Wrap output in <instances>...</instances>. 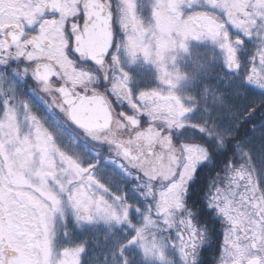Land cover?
<instances>
[{"label": "snow or ice", "instance_id": "6c2138e0", "mask_svg": "<svg viewBox=\"0 0 264 264\" xmlns=\"http://www.w3.org/2000/svg\"><path fill=\"white\" fill-rule=\"evenodd\" d=\"M113 7L129 54L135 58L142 52L155 63L161 82L170 89L181 78L166 67L170 50H187L189 40L211 39L224 51L227 67L239 70L237 49L243 40L233 39L229 25L245 36L261 37L246 79L264 90V0H154V22L147 26L137 15L136 0H116L115 6L112 0H0V70L16 62L17 77L30 75L44 92L59 93L63 103L58 107L67 119L86 138L109 144L127 161L128 166L108 163L119 169L121 182L126 177L135 180L136 191L153 202L131 243L143 241L145 254L163 262L162 248L149 245L145 238L146 230L162 221L176 228L186 264H195L205 233L192 213H180L186 210L188 184L209 151L197 142H173L171 131L188 126L184 117L192 110L172 91H142L143 106L138 107L129 76L122 73L111 83V92L135 115L121 112L119 117L107 96L97 91L101 80H111L106 57L116 47ZM77 58L97 67L92 71L78 67ZM112 59L118 63L116 56ZM52 77L62 85L55 86ZM18 97L11 79L0 76V264H85L86 243L59 250L54 244V220L64 216L66 206L78 222L101 220L133 228L131 214L141 210L129 202L122 183L120 190L117 183L113 187L116 171L110 170L108 183L102 182L96 163L99 154L87 141L65 149L59 143L65 136L60 122L54 120L55 130H50L33 114L31 103ZM141 115L152 122L147 129H140ZM190 126L214 135L200 124ZM121 129L132 135L119 139L116 133ZM241 156L243 163L225 165L226 187H215L208 197L209 207L217 209L225 223L218 264H264V179L251 154L242 150ZM123 247L118 249L121 255ZM123 264H128L126 257Z\"/></svg>", "mask_w": 264, "mask_h": 264}, {"label": "trees", "instance_id": "16d2710c", "mask_svg": "<svg viewBox=\"0 0 264 264\" xmlns=\"http://www.w3.org/2000/svg\"><path fill=\"white\" fill-rule=\"evenodd\" d=\"M194 52L197 53L196 50ZM247 53L242 60L243 63H248L250 60L252 52ZM202 54V59L196 61L201 64L200 66L210 60L205 65L206 70H212L210 73L213 75H230L223 71V62L219 54L208 51H203ZM211 60L214 61L216 69L215 65L211 64ZM184 70L191 76L196 75L197 72L196 69L192 71L190 68ZM194 97L200 103L195 104L197 111L191 119L192 124L234 134L232 139L226 141L225 147L220 143L219 136L209 135L191 126L172 132L176 144L197 142L206 146L209 151V158L198 167L194 180L188 186L185 211L192 213L194 222L206 232L207 241L200 247L195 264H218L223 252V235H217L216 231L220 229L224 234L225 226H212L213 222L210 221L218 213L215 208L209 207L208 197L210 193H214L215 187L222 188L227 185L225 165L235 167L244 162L241 156L242 150L251 154L253 162L260 169L261 178L264 179V90L255 89L254 86L247 84L245 79L241 82H226L224 79L211 77L195 88ZM252 108L256 111L250 112ZM118 112L133 115L128 108L118 109ZM141 120L143 127L148 125L146 116L141 117ZM84 143L80 139L79 145ZM88 147L99 154L96 163L100 167L115 160L109 147L93 144H88ZM82 158L84 163H88L86 157ZM108 179L109 177L106 181ZM119 181L117 184H123V192H128L130 187L137 184L133 180L126 183ZM77 239L87 245L85 264H123L124 249L123 255L118 251L120 246H124L123 248L127 246L123 239L121 241L117 237H108L100 230L94 229L79 233Z\"/></svg>", "mask_w": 264, "mask_h": 264}, {"label": "rangeland", "instance_id": "374dc122", "mask_svg": "<svg viewBox=\"0 0 264 264\" xmlns=\"http://www.w3.org/2000/svg\"><path fill=\"white\" fill-rule=\"evenodd\" d=\"M146 1H147L146 18L145 19L143 18L141 20L145 24V26L150 25L154 22L153 15H152V5L154 3V0H146ZM194 7L198 8L199 5L194 6ZM229 31L233 39H245L246 38V36L242 32L236 30L235 28H232L230 25H229ZM261 41H262V38L257 37L256 35H253L250 37L249 39L250 46L247 49V52H248L247 54H249V52H252V54H251L250 60H248L249 62L243 63L241 61L242 65H241L240 70L229 76L224 75V74L223 75H216V74L213 75L212 73H210L212 72V70L210 69L206 70L205 65L210 60L207 61L202 66H200L201 65L200 63L196 62L198 61V59H202L203 51H208L211 53L214 52L216 54H219L223 62V66L224 68H226L227 64L225 60V53L217 43L213 42L211 39H205V40H194L193 39V40L187 41L186 42L187 48H188L187 52L183 50H177L176 53H173V55L176 56L175 64L169 63L167 60L165 62L168 64L170 71H174L176 68H179L181 72L187 73L184 71V69L190 68L192 70L196 69L197 72H196V75H192V76L187 73L189 75V79L176 81L177 87H175L174 89H170L168 85L161 83V80H160L161 73L159 71V68L155 64L147 62L146 60L144 61L142 59L140 60L139 58H134V64L137 65L141 63L147 66L149 71H153L154 73L157 74V77H158L157 81H158L159 88L158 89L156 88L155 90H159L162 94L168 91H172L175 95L181 98V101L182 103H184L185 107L193 109L192 111L188 112L184 117L185 124L190 126L192 125L191 119L193 115L196 114L197 109L193 101L187 100L185 99V97H188V96L194 97L195 88L200 83H202L204 80L206 79L209 80L211 77H214V78L216 77L218 79H224L226 80V82H238V81L241 82L243 79L247 81L246 77L250 71V68L253 66V61H254L256 52L260 48ZM244 49L245 48H242V46L239 45L237 49V53L238 54L243 53ZM195 50L197 53L194 52ZM130 60L132 63V57H130ZM212 63L214 64V61L212 62L211 60V64ZM214 68L216 69V65L214 66ZM247 84L254 86V88L257 90H262L258 86L251 84L248 81H247ZM133 85H135L134 82L129 84V88L133 92V95H134V98H135V101L138 107L142 108L143 102L139 100V93L141 91L140 92L135 91ZM128 109L131 112H133V115H135L134 110L130 106L128 107ZM113 113L116 117H119L118 112H115L113 110ZM141 117H145V115H141L139 119ZM146 118H147L148 125L145 127L143 126L140 127L141 130L147 129L152 124V122L148 119L147 116ZM156 126L160 127L159 122H157ZM177 130L178 129H173L170 133L171 136L173 134L172 132L177 131ZM81 133L84 139L83 142L87 141V143L89 144L109 147L111 152L115 156V160L113 161H116L117 165L124 164L125 166H128L127 161L124 160L122 156H118L117 152L114 150L112 146L106 143H99L97 141H92L90 138H86L83 132ZM116 134H117V137L122 140H127L128 137L132 135V133L129 132L127 129L118 130ZM173 142H174V139H173ZM204 162L199 164L198 167L204 164ZM97 170L98 171L100 170L101 180L102 182H105V183H107L105 179L109 177L110 170H114L118 173V175L116 176L117 180H119V175H122L119 172V169L116 168V165L114 164H111L110 166L108 164H104L101 167L97 165ZM131 171L134 175H140V173H138L136 169H131ZM132 180L133 179L126 177L123 181L126 183ZM192 181L189 182L188 186L190 185ZM120 182L121 181H119V183ZM136 185H134L133 187H130L128 192H125L128 195L129 202L136 204L141 210L140 212L133 211L131 214L130 219H131L132 224L136 226L135 228L131 227L128 224L109 225V224H105L101 220H97L91 223L78 222L75 218V215L71 211L70 207L66 206L64 216L60 217L59 215H57V217L54 220V223H55L54 244H55L56 249L59 250L63 248H70V247H75L77 245L82 244L81 242H79V239H77L78 234L87 229H94V230H100L101 232L105 233L108 237H112V238L117 237V239L119 240L120 238L121 241L123 239L127 244V246L123 248L125 252L124 253L125 256H123V259L126 257L129 264H186V261L184 260L182 254L180 253L179 247H178L179 235L177 233L176 228H168L167 226L161 227V225L163 224L162 221L157 223L155 226L149 228L148 231L151 233L154 243L157 246L161 247L162 250L164 251L165 260L163 262L156 256L145 254L143 246H142L144 243L143 241H136L135 243H129L130 241H133L135 239L137 235V229L144 226L145 224L144 213L149 208V206L153 203L151 200H145L144 197L139 192L136 191ZM116 186H117V190H120L119 185L117 184ZM113 187H115V182H113ZM108 198L111 199V196H109ZM215 210L217 211V209ZM187 214H188L187 211H183L180 213L181 216H184ZM218 215L220 214L218 213ZM153 219H156L155 215H153ZM196 260H197V257H195V262Z\"/></svg>", "mask_w": 264, "mask_h": 264}, {"label": "flooded vegetation", "instance_id": "af4514ba", "mask_svg": "<svg viewBox=\"0 0 264 264\" xmlns=\"http://www.w3.org/2000/svg\"><path fill=\"white\" fill-rule=\"evenodd\" d=\"M136 2H137V15L140 17L141 20L143 18L145 19L147 14V1L136 0ZM112 3L113 6H115L116 0H112ZM80 22L82 23L83 21L81 20ZM112 28L114 33V41H113L114 44L118 43L119 41L126 40V34L121 29L120 24L116 20L115 7H113ZM249 39L250 37L248 36H246L245 39H241L243 40V43L240 46H242V48H245L243 53H239V54L237 53L238 60L241 65H242L241 61L243 60L245 54L247 53V49L250 46ZM111 51L112 49L110 50L109 56L106 57V63L110 62L113 56L118 55L120 58V64L118 67H114L110 72L111 80L109 81L101 80L98 85H95V87L99 93L107 96L109 102L112 105L113 110L115 112H118V109H126L129 107V105L127 104V102L120 103L119 101H117L116 97L111 92V83L114 82L117 76L122 75L123 72H127L129 75L128 86L129 84L134 82L135 85H133V87L134 90L137 92L152 91L155 90L156 88L158 89L159 88L157 81L158 77L156 73H154L153 71H149L147 66L141 63L137 65L134 64V58L129 54L126 46L115 48L112 52ZM130 57H132V63ZM135 58H139L140 60L142 59L143 61L145 60V58L142 55H138ZM27 63H28L27 61L24 62V64ZM77 65L78 67L86 68L89 71H92L97 67L94 64V62L91 61L81 62L78 60V58H77ZM21 67H23V65ZM15 69H16V62H12L5 69L0 70V76H7L11 79V82L16 85V94L19 96L18 98L31 103L33 114H35L38 118L41 119L42 123L45 124V127H48L50 130H55L53 121L56 120L60 122V126L65 132V136L60 137L59 143L65 149L69 151L73 150L77 145H79V137L81 136L82 134L81 132L83 131L77 128V126L74 125L70 120H68L65 114L60 111L58 105L63 103V99L60 96V94L57 92H52L51 94L44 92L41 89L39 83L35 79H33L30 75L27 78L17 77L14 71ZM121 69H123V72H121ZM223 71L229 73L228 71L230 70L228 67H226L224 68ZM52 81L54 82V85L57 87L62 85V82L59 81L57 77H52ZM77 91L82 92V89H77ZM124 114H128V113H124ZM140 124L142 125L141 118H140ZM69 139L72 140L71 144H69ZM210 222H213L212 226H220L224 224V220L222 216H218V215H215L212 221ZM216 232L217 235L219 236L223 235L222 230L220 229ZM204 233L206 234V232ZM223 236H222V241H223ZM206 241L207 238L205 236V242ZM205 242L203 243L204 245Z\"/></svg>", "mask_w": 264, "mask_h": 264}, {"label": "clouds", "instance_id": "9594fccd", "mask_svg": "<svg viewBox=\"0 0 264 264\" xmlns=\"http://www.w3.org/2000/svg\"><path fill=\"white\" fill-rule=\"evenodd\" d=\"M205 39H206V38H205ZM205 39H202V40H205ZM125 46H126V48H127V36H126V40H124V41H119L118 43H116V47H115V48L125 47ZM115 48H114V49H115ZM114 49H112V51H113ZM127 50H128V49H127ZM177 50H183V51L187 52V51H188V48H187V50L180 49V48H174V49L170 50L169 53H168L167 56H166V60H167L169 63L175 64L176 56L173 55V53H176ZM112 51H111V52H112ZM138 55H142V56L145 58V60H146L147 62L152 63V61H151L149 58H146L142 52H138V53H137V56H138ZM116 57H117L118 63L114 62L113 59H112L110 62H107V69H108L109 72H111L112 69H113L114 67H118L119 64H120V58H119V56L117 55ZM166 60H165V61H166ZM153 64H155V63H153ZM165 64H166V67H167L168 71H170V70H169V67H168V64H167L166 62H165ZM155 65H156V64H155ZM156 66H157V65H156ZM159 71H160V69H159ZM121 72H123V69H121ZM170 72H173V73H179V76L181 77L179 80L189 79V75H188L187 73H183V72H181L179 68H176L174 71H170ZM123 73H127V72H123ZM127 75H128V73H127ZM128 76H129V75H128ZM179 80H178V81H179ZM161 83H162V82H161ZM176 87H177V84H176ZM129 89H130V88H129ZM130 91H131V89H130ZM176 96H177V95H176ZM178 97H179V96H178ZM179 98H180V97H179ZM180 99H181V98H180ZM185 99L190 100V101H193L194 104H199V103H200V101H199L196 97H193V96L185 97ZM190 109H191V108H190ZM191 110H193V109H191ZM113 131H115V129H114ZM211 131L214 133V135L220 137V141H222V143H221V142H220V143L223 144V146H225V147H226V141H227L228 139H232V138H233V135H234V134L226 133V132H224V131H222V130L215 129V128H212ZM111 179H112L113 182H115V183L118 182L116 176L111 177ZM165 226H166V225H164V224L161 225V227H165ZM145 238H146V241L149 243V245H151L152 243H154L153 237H152L151 233H150L148 230H146V232H145ZM130 243H131V241H130ZM128 264H129V262H128Z\"/></svg>", "mask_w": 264, "mask_h": 264}, {"label": "water", "instance_id": "95a60500", "mask_svg": "<svg viewBox=\"0 0 264 264\" xmlns=\"http://www.w3.org/2000/svg\"><path fill=\"white\" fill-rule=\"evenodd\" d=\"M230 70V69H229ZM236 70H230V72H235Z\"/></svg>", "mask_w": 264, "mask_h": 264}]
</instances>
